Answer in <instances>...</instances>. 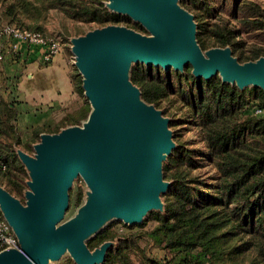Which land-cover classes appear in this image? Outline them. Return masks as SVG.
Listing matches in <instances>:
<instances>
[{
    "label": "water",
    "instance_id": "95a60500",
    "mask_svg": "<svg viewBox=\"0 0 264 264\" xmlns=\"http://www.w3.org/2000/svg\"><path fill=\"white\" fill-rule=\"evenodd\" d=\"M184 0H105L109 12L127 16L146 32L109 24L70 38L75 66L91 110L80 124L43 132L33 153L16 149L29 179L24 200L0 184V211L20 249L0 251V264H103L119 240L90 248L89 242L115 221L141 225L164 213L165 164L178 144L171 118L144 100L132 80L136 64L220 76L240 90L264 91V55L241 62L231 46L203 49L195 14ZM85 184L68 216L71 190Z\"/></svg>",
    "mask_w": 264,
    "mask_h": 264
},
{
    "label": "trees",
    "instance_id": "16d2710c",
    "mask_svg": "<svg viewBox=\"0 0 264 264\" xmlns=\"http://www.w3.org/2000/svg\"><path fill=\"white\" fill-rule=\"evenodd\" d=\"M53 10L98 23L123 18L109 12L102 0H0V28L16 25L51 37L39 22ZM195 17L199 21V16ZM215 21L211 30L198 23V39L204 50L213 40L214 46H231L241 62L264 55V49H246L239 39L241 32L229 20ZM8 49L0 64V171L11 175L14 172L7 157L17 155L12 144L20 143L15 125L20 108L13 98L18 76L6 68L19 64L20 54L12 55ZM152 70L154 66L139 65L133 69L132 80L141 88L144 100L159 106L178 91L172 74L154 75ZM175 74L189 84L180 88L178 96L188 123L197 131L198 141L191 144H202V148H190L176 135L178 147L164 167L166 180L173 182L163 197L165 212L150 213L141 225L122 223L128 229L123 233L113 228L115 221L88 244L93 249L105 241L119 240L103 264H264V91L255 87L240 90L224 83L220 76L197 78L191 65ZM72 79L75 89L82 92L81 75L75 73ZM90 110L86 100L78 111L66 116L67 124H78ZM45 131L35 127L33 137L38 139ZM206 165L216 171L213 183L194 174ZM150 219L155 223L145 230ZM135 228L138 230L133 231ZM143 239L164 255H148L141 246Z\"/></svg>",
    "mask_w": 264,
    "mask_h": 264
},
{
    "label": "rangeland",
    "instance_id": "374dc122",
    "mask_svg": "<svg viewBox=\"0 0 264 264\" xmlns=\"http://www.w3.org/2000/svg\"><path fill=\"white\" fill-rule=\"evenodd\" d=\"M104 1L105 0H102L103 4ZM182 5L189 9L192 13L199 16V21L197 22L200 23L203 28L211 30V27L216 26L215 20H217V22H219L220 19L229 20L232 27L235 28L238 32H241L239 39L244 43V47L246 49H264V0H184L182 2ZM27 23H32V21L27 19ZM39 24L43 25L44 29L49 34H51L52 36H56L62 42V51L58 55H56L54 57V60L49 64L44 65L40 63V67L49 71V68L52 67L53 64L58 63L63 69H68L70 79L73 78L75 73L80 74L74 63L75 57L71 52V37L84 34L89 30L109 24L124 25L143 32L139 28L141 25L134 22L127 16H123V18L117 22L110 19L106 23H98L94 21H81L79 19L69 18L65 13L57 10L51 11L47 18L44 21L39 22ZM208 44L209 48L216 47L214 46L213 40H209ZM58 56L61 58V61H59V59L57 60ZM17 63H19L17 64L18 66L16 65L11 70L12 72H10L16 73L18 76L17 84L13 86L15 89H17L16 93L13 95V98L17 101L19 108H22V112L25 113L24 115L28 116H24L21 120L19 115L17 120L15 121L18 135L20 137V143H13L12 145L14 152H16L17 148H21L28 153H33V145L34 143L39 141L40 137L38 139H35L33 137V129H30V127L36 125V127L45 129V132H58L61 128L70 125L66 122V116L78 111L88 99L84 94L83 88L82 92L75 89L73 79L72 83L76 92L77 99L74 102V107L70 111L62 109L63 107L56 99L49 100L48 98L41 99L40 97L36 98L30 96V87H26L25 90L29 94L27 97L26 95L24 97L21 90L22 83L27 84L28 76L25 71L28 70L31 62L28 64L27 62L21 61L20 59ZM139 65L145 66V64L138 63L134 66V68L138 67ZM161 69L162 68L155 67V70H152V74H159L162 76H165L166 72L172 74L171 78L176 85L178 93L170 97L168 96L167 98L163 99L159 106H156L163 109L164 114L171 118V123L173 122V124L171 125L170 123V126L174 131V137L177 135L179 141L187 144L188 146H191L190 148H202V144H191L198 141V136L196 133L197 131L195 128H191L190 124L188 123L187 111L183 110L181 99L178 96V94H180V88H187L189 84L177 77V75L175 74V71L177 70L173 71L174 69H170L169 71H161ZM0 78H2L1 74ZM195 87L198 88L197 86ZM2 88L3 87L1 86L0 82V90ZM24 88L25 86L23 87V89ZM35 93L37 94V92ZM82 121L83 120H81L78 124H80ZM26 125H28V127L27 129H24L23 126ZM8 160L10 162L8 163L10 164L11 169H13L14 173H11V175H7L3 173V170L0 171V184L14 191L18 194V197L24 200V191L28 187L26 183L29 179L28 173L25 169V166L20 161L18 155L10 156L9 159L7 157V161ZM194 174L201 176L209 183L215 182L214 180L216 177V171L209 165L194 170ZM8 177H11V179H9ZM84 186V182L80 179L76 182V186L71 190V204L68 210V216H71L80 205L83 198ZM122 223L123 222L121 221H116L113 224V228L115 230H119V232L122 233L128 231V229L123 226L124 223ZM154 223V220L150 219L144 229H151ZM135 230H138V228L134 229L133 231ZM141 246L145 247L148 255L156 254L158 252L151 241L148 242L147 240L143 239L141 241ZM71 260V257H66L55 264H72V262L73 264H75V262L73 260L71 262ZM137 264H141L140 261H137Z\"/></svg>",
    "mask_w": 264,
    "mask_h": 264
},
{
    "label": "crops",
    "instance_id": "0c3cea01",
    "mask_svg": "<svg viewBox=\"0 0 264 264\" xmlns=\"http://www.w3.org/2000/svg\"><path fill=\"white\" fill-rule=\"evenodd\" d=\"M41 52H42V48L39 46H25L24 44H21V53H20L21 61H25L28 64L31 62L28 70L25 71L28 77H27V84L22 83V89H21L23 93L22 95L24 97L26 95L27 97L29 93L25 89L26 87L27 88L30 87L29 90L31 91L30 96L36 98L40 97L41 99L48 98L49 100L56 99L63 107L62 109H66V111L72 110V108L74 107V102L77 98H76L75 89L73 87L72 79H70L68 73V69L67 68L63 69L62 67H60V64L58 63L53 64L52 67L49 68V71L47 69H42L40 67ZM58 59L59 61H61L60 60L61 58L59 56L57 60ZM12 69L13 67L8 69L6 68V70H8L9 73L12 72L11 71ZM24 86L25 88L23 89ZM35 92H37V94ZM24 114L25 113L22 112V108H21L19 112L21 120L23 119L24 116H28ZM27 127L28 125L23 126L24 129H27ZM34 127H36V125L30 127V129H33ZM157 251H158L156 253L157 255L161 257L164 255V252L158 249Z\"/></svg>",
    "mask_w": 264,
    "mask_h": 264
},
{
    "label": "built area",
    "instance_id": "2783aa9c",
    "mask_svg": "<svg viewBox=\"0 0 264 264\" xmlns=\"http://www.w3.org/2000/svg\"><path fill=\"white\" fill-rule=\"evenodd\" d=\"M21 44L42 48L40 62L49 64L62 51V42L56 36L47 37L40 31L24 29L16 25L0 28V64L4 61L6 49L12 55L21 53ZM260 112V110H258ZM6 248L20 249V244L12 227L0 211V251Z\"/></svg>",
    "mask_w": 264,
    "mask_h": 264
}]
</instances>
